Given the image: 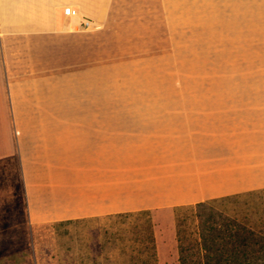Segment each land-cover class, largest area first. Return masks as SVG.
Instances as JSON below:
<instances>
[{
    "label": "crops",
    "instance_id": "0c3cea01",
    "mask_svg": "<svg viewBox=\"0 0 264 264\" xmlns=\"http://www.w3.org/2000/svg\"><path fill=\"white\" fill-rule=\"evenodd\" d=\"M161 45L264 62V0H0V162L17 165L31 223L264 189V73L217 102H96L98 56Z\"/></svg>",
    "mask_w": 264,
    "mask_h": 264
},
{
    "label": "rangeland",
    "instance_id": "374dc122",
    "mask_svg": "<svg viewBox=\"0 0 264 264\" xmlns=\"http://www.w3.org/2000/svg\"><path fill=\"white\" fill-rule=\"evenodd\" d=\"M169 34L161 32L163 44L172 38ZM174 35L179 39L195 34L178 31ZM123 50L121 54L114 47L112 55L106 56L108 61L98 56L97 103L217 102L219 88L258 85L256 72L264 73V62H249L246 48L161 45L124 46ZM240 194L208 207L239 221L264 222V189ZM195 205L139 216L140 222L151 220L157 264H179L177 228L182 225L189 234H198L200 209ZM127 224L124 218L108 216L31 223L17 165L0 162V264H122L124 243L114 237L119 238L117 233L123 234Z\"/></svg>",
    "mask_w": 264,
    "mask_h": 264
},
{
    "label": "trees",
    "instance_id": "16d2710c",
    "mask_svg": "<svg viewBox=\"0 0 264 264\" xmlns=\"http://www.w3.org/2000/svg\"><path fill=\"white\" fill-rule=\"evenodd\" d=\"M239 196L242 194L195 205L200 209L198 234H189L182 225L177 228L179 264H264V222L251 224L249 221H239L210 209V203ZM148 212H127L108 216L124 218V223L128 221L122 230L123 234L117 233L119 238L114 237L124 243L120 247L122 264H157L151 220L147 217L140 222L139 217L148 215ZM131 218L134 221H129Z\"/></svg>",
    "mask_w": 264,
    "mask_h": 264
},
{
    "label": "built area",
    "instance_id": "2783aa9c",
    "mask_svg": "<svg viewBox=\"0 0 264 264\" xmlns=\"http://www.w3.org/2000/svg\"><path fill=\"white\" fill-rule=\"evenodd\" d=\"M64 14L68 17H76L79 13L78 10L72 6L64 8Z\"/></svg>",
    "mask_w": 264,
    "mask_h": 264
}]
</instances>
